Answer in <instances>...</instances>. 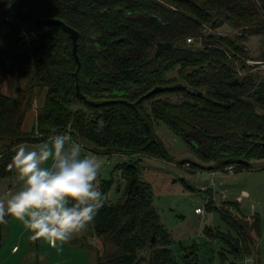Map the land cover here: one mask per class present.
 Returning <instances> with one entry per match:
<instances>
[{
	"label": "trees",
	"instance_id": "16d2710c",
	"mask_svg": "<svg viewBox=\"0 0 264 264\" xmlns=\"http://www.w3.org/2000/svg\"><path fill=\"white\" fill-rule=\"evenodd\" d=\"M15 16L4 18L11 30L0 46V181L14 174L8 164L17 145L38 144L54 132L68 133L98 157H125L114 169L126 183L123 197L111 203L115 179L102 180L106 203L86 228L103 243L98 264H192L188 255L179 263L170 249L140 157L173 161L158 134L162 123L209 165L188 163L193 170L234 167L239 174L264 160V79L239 75L251 68L245 43L264 37V0H19ZM36 19L79 32L80 65L70 35ZM224 23L240 31L238 40L206 31ZM158 43L174 48L155 57ZM7 77L25 80L16 97L1 91ZM155 88L162 89L147 97ZM40 89L46 96L35 108ZM33 109L36 125L28 132L24 123ZM229 215L224 218L238 223ZM259 222L239 225L235 257L254 254ZM70 242L87 246L88 237Z\"/></svg>",
	"mask_w": 264,
	"mask_h": 264
},
{
	"label": "rangeland",
	"instance_id": "374dc122",
	"mask_svg": "<svg viewBox=\"0 0 264 264\" xmlns=\"http://www.w3.org/2000/svg\"><path fill=\"white\" fill-rule=\"evenodd\" d=\"M13 2L0 0V46L11 30L4 18L9 17L10 22L16 18V3L9 8ZM206 31H215L233 39L240 35L238 29L227 23L215 30L208 28ZM245 45L249 57L244 61L251 68L244 71L239 69V75L253 73L264 79V37L251 38ZM23 86H26L25 80L7 77L1 91L16 97L18 87ZM6 87L9 92L4 90ZM35 96V106L41 105L46 90H38ZM33 110L26 117L25 126L29 132L34 127ZM157 130L173 161L142 156L140 169L143 180L152 186L156 210L172 239L170 249L173 254L179 260L188 255L189 259H194L192 264H264V160L253 162L250 171L239 174L220 172L214 177L211 171L190 168L188 163L209 165L200 161L192 149L165 124L161 123ZM99 158L103 164L99 187L102 180L113 177L115 184L109 190L107 199L116 203L123 197L126 183L121 173H114V169L127 158L118 155ZM17 186L14 173L11 178L0 181V195ZM233 203L237 204L238 210L232 209ZM198 208L203 210V214H196ZM224 214H230L238 223L234 224L224 218ZM255 217L260 220L261 234L255 236L254 254L244 259L235 257L233 245L239 237L236 230L239 225L247 222V218L252 222ZM84 237H88L87 246L72 244L71 239L52 246L44 238H33L20 221L10 217L7 223L0 224V264H98V247H101L102 241L86 229L73 236L74 239ZM15 246L18 247L16 253L13 252ZM105 247L108 251L114 250L113 245L106 243ZM181 260L179 263H183Z\"/></svg>",
	"mask_w": 264,
	"mask_h": 264
},
{
	"label": "clouds",
	"instance_id": "9594fccd",
	"mask_svg": "<svg viewBox=\"0 0 264 264\" xmlns=\"http://www.w3.org/2000/svg\"><path fill=\"white\" fill-rule=\"evenodd\" d=\"M8 168L18 186L0 195V224L12 217L52 246L82 233L106 203L101 159L66 132L17 145Z\"/></svg>",
	"mask_w": 264,
	"mask_h": 264
},
{
	"label": "water",
	"instance_id": "95a60500",
	"mask_svg": "<svg viewBox=\"0 0 264 264\" xmlns=\"http://www.w3.org/2000/svg\"><path fill=\"white\" fill-rule=\"evenodd\" d=\"M121 11V10H119ZM36 24L37 25H58L61 26L71 37L72 42H73V54L74 57L76 59V61L78 62V64L80 65V60L78 57V42H79V38H80V34L78 31L72 29L71 27L67 26L64 22L59 21V20H54V19H48V20H42V19H36ZM174 48V45L171 43H158L157 45V52L155 57H159L162 54H164L165 52L172 50ZM239 83L238 80H236L235 82H233V84H237ZM162 88H155L153 91H151L147 97H151L153 95H155L157 92L161 91ZM194 93V92H193ZM77 95L79 96V98L86 100V97L83 96L80 92V90H77ZM202 94L199 93V96H201ZM89 104L92 106H102L103 104H105L104 102H93V101H89ZM153 243H155V240H153Z\"/></svg>",
	"mask_w": 264,
	"mask_h": 264
},
{
	"label": "built area",
	"instance_id": "2783aa9c",
	"mask_svg": "<svg viewBox=\"0 0 264 264\" xmlns=\"http://www.w3.org/2000/svg\"><path fill=\"white\" fill-rule=\"evenodd\" d=\"M17 1H19V0H14V2L12 3V4H10L9 5V8H11ZM6 20H8V18H6ZM191 40H189V42H190ZM4 156V150H2V148H0V159L2 158ZM235 169H234V167H228L227 168V173H235V171H234ZM217 174V172H213V176L214 175H216ZM213 186H214V184H213ZM202 190L203 191H207V189L206 190H204L203 188H202ZM196 214H203V210H201L200 208H198V209H196Z\"/></svg>",
	"mask_w": 264,
	"mask_h": 264
},
{
	"label": "crops",
	"instance_id": "0c3cea01",
	"mask_svg": "<svg viewBox=\"0 0 264 264\" xmlns=\"http://www.w3.org/2000/svg\"><path fill=\"white\" fill-rule=\"evenodd\" d=\"M11 78H15V77H11ZM6 89H7V87L4 88V90L7 91V92H9V91L6 90ZM38 106H39V105H36L35 108H37ZM31 112H32V111H30V113H31ZM32 117H34L33 119H34V127H35V125H36V119H37V111H36V109H35V111L33 110V115H32ZM25 123H26V120H25ZM25 123H24V128H25L24 130L27 131L26 126H25ZM34 127H33V128H34ZM28 132H29V131H28ZM217 173H220V172H217ZM212 176H213V175H212ZM215 176H216V175H214V177H215ZM75 239H76V238H75ZM71 240H74V238L71 239ZM71 240H70V241H71ZM17 248H18L17 246H15V247L13 248V252H14V253H16ZM17 252H18V251H17Z\"/></svg>",
	"mask_w": 264,
	"mask_h": 264
}]
</instances>
